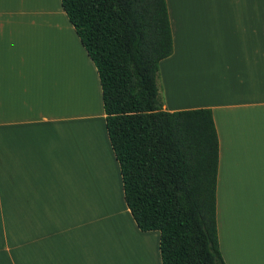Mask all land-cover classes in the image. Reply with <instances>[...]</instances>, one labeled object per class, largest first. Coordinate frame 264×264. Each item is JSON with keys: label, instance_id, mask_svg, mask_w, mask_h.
Returning <instances> with one entry per match:
<instances>
[{"label": "crops", "instance_id": "1", "mask_svg": "<svg viewBox=\"0 0 264 264\" xmlns=\"http://www.w3.org/2000/svg\"><path fill=\"white\" fill-rule=\"evenodd\" d=\"M166 3L163 108L212 110L221 253L264 264V0ZM0 264H161L159 231L125 203L98 73L60 0H0Z\"/></svg>", "mask_w": 264, "mask_h": 264}, {"label": "trees", "instance_id": "2", "mask_svg": "<svg viewBox=\"0 0 264 264\" xmlns=\"http://www.w3.org/2000/svg\"><path fill=\"white\" fill-rule=\"evenodd\" d=\"M60 1L96 67L136 225L159 231L161 264H226L217 233L212 110L169 111L159 95V64L173 47L166 0Z\"/></svg>", "mask_w": 264, "mask_h": 264}, {"label": "rangeland", "instance_id": "3", "mask_svg": "<svg viewBox=\"0 0 264 264\" xmlns=\"http://www.w3.org/2000/svg\"><path fill=\"white\" fill-rule=\"evenodd\" d=\"M49 3H50V6H52V3L51 2H49ZM48 8H50V7H48ZM157 82H158L159 92H160L159 95H160V97H161V99L163 101L164 100V93H163V86H162V83L160 81V76H158Z\"/></svg>", "mask_w": 264, "mask_h": 264}]
</instances>
